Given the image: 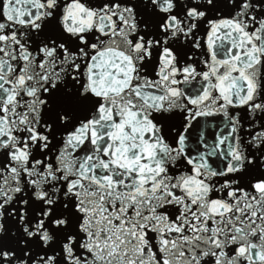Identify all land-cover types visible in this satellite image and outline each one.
<instances>
[{
	"label": "snow or ice",
	"instance_id": "1",
	"mask_svg": "<svg viewBox=\"0 0 264 264\" xmlns=\"http://www.w3.org/2000/svg\"><path fill=\"white\" fill-rule=\"evenodd\" d=\"M0 264H264V0H0Z\"/></svg>",
	"mask_w": 264,
	"mask_h": 264
}]
</instances>
